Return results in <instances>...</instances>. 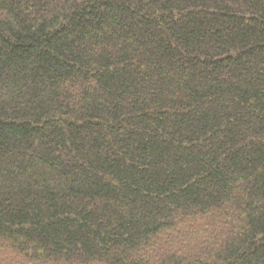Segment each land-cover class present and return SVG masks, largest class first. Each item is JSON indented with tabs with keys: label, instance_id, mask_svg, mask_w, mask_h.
<instances>
[{
	"label": "trees",
	"instance_id": "1",
	"mask_svg": "<svg viewBox=\"0 0 264 264\" xmlns=\"http://www.w3.org/2000/svg\"><path fill=\"white\" fill-rule=\"evenodd\" d=\"M0 264H264V0H0Z\"/></svg>",
	"mask_w": 264,
	"mask_h": 264
}]
</instances>
